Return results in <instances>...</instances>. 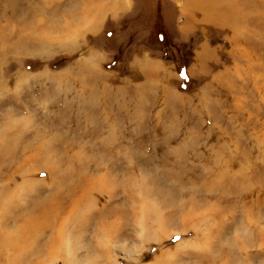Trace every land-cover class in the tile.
Instances as JSON below:
<instances>
[{"label": "rangeland", "instance_id": "obj_1", "mask_svg": "<svg viewBox=\"0 0 264 264\" xmlns=\"http://www.w3.org/2000/svg\"><path fill=\"white\" fill-rule=\"evenodd\" d=\"M85 1L0 0V264H264V0Z\"/></svg>", "mask_w": 264, "mask_h": 264}, {"label": "bare ground", "instance_id": "obj_2", "mask_svg": "<svg viewBox=\"0 0 264 264\" xmlns=\"http://www.w3.org/2000/svg\"><path fill=\"white\" fill-rule=\"evenodd\" d=\"M223 1V0H222ZM227 0H224V2H226ZM236 1V0H235ZM223 2V3H224ZM231 2V1H230ZM229 3V2H228ZM234 4V5H233ZM233 4H231L232 6H235V3H233ZM234 8V7H233ZM233 10V9H232ZM239 10V8H234V10H233V16L234 15H238V17L237 18H234V19H236V20H238V21H240V23H241V21L242 20H240L241 19V17L242 16H245V17H247V19H248V16H246V15H244V14H238V11ZM238 11V12H237ZM241 11V10H240ZM237 12V13H236ZM29 19V18H28ZM247 19H243V21L242 22H246V20ZM67 20V19H66ZM92 21V20H91ZM67 22V21H66ZM70 22V21H69ZM74 22H76V21H74ZM72 23V22H71ZM40 24V23H39ZM66 26V25H65ZM87 26V25H86ZM75 29V28H74ZM31 30V29H30ZM44 30V29H43ZM42 30V31H43ZM49 30V29H48ZM51 30V29H50ZM73 30V29H72ZM41 31V32H42ZM64 31V30H63ZM67 31H69V30H67ZM71 31V30H70ZM48 32V31H47ZM31 32L29 31V34H30ZM35 33V32H34ZM44 33H45V31H44ZM65 33V32H64ZM78 33V32H77ZM33 34V33H32ZM43 34V33H42ZM1 35V34H0ZM34 35V34H33ZM39 35H40V33H39ZM65 35V34H64ZM36 36V35H35ZM52 36V35H51ZM75 36H77V35H75ZM44 37V36H43ZM42 37V38H43ZM17 38V37H16ZM39 38V37H38ZM46 38V37H45ZM48 38V37H47ZM40 39V38H39ZM67 39V38H66ZM49 39H47V41H48ZM64 40V39H63ZM3 41V40H2ZM1 41V39H0V45L3 43ZM46 41V42H47ZM50 41H52V38H51V40ZM45 42V41H44ZM45 42V43H46ZM54 42V41H53ZM35 44H36V42H34ZM50 44H52L51 42H50ZM60 44H62V43H60ZM42 44H40V46H41ZM12 46V45H11ZM43 46V45H42ZM45 47V46H44ZM35 48V47H34ZM39 48V47H38ZM41 48V47H40ZM14 49V48H13ZM19 49V48H18ZM35 49H37V47L35 48ZM8 50H10L9 48H7L6 47V49L5 48H1V46H0V53H1V55H2V53L3 52H6V51H8ZM32 50V49H31ZM28 51H30V50H28ZM21 52V51H20ZM32 52V51H31ZM34 52H36V50L34 51ZM30 53V52H29ZM38 148H41V147H38ZM32 156H34V155H32ZM31 155L29 156V157H27V158H31L32 157ZM51 168H53V167H51ZM56 168V167H55ZM52 170V169H51ZM55 173V172H54ZM27 175V174H26ZM25 177H27V176H25ZM22 178H23V176H22ZM28 178V177H27ZM26 178V179H27ZM24 179V178H23ZM25 179V180H26ZM20 180V179H19ZM22 180V179H21ZM55 180V179H54ZM58 181H59V178H58ZM83 181V180H82ZM19 182V181H18ZM17 182V183H18ZM26 182V181H25ZM28 182V181H27ZM81 182V181H80ZM15 183V182H14ZM51 183H53V182H51ZM81 183H83V182H81ZM16 184V183H15ZM18 185V184H17ZM26 185V184H25ZM54 185V184H53ZM79 185V184H78ZM7 187H8V184H7ZM5 187V188H1V191L2 190H4V192H2L1 194H0V210L1 209H4V208H6V207H9V205H11V201H9V198H8V195L10 196V193L13 191H11L10 192V187ZM20 187H23V186H20ZM79 187V186H78ZM77 187V188H78ZM7 188V189H6ZM16 188H17V186H16ZM20 190V189H19ZM23 190V189H22ZM84 190V189H83ZM15 191V190H14ZM75 191H76V189H75ZM10 192V193H9ZM16 193V192H15ZM22 193H24V192H22ZM13 194V193H12ZM11 194V195H12ZM91 194V193H90ZM30 195V194H29ZM63 195V194H62ZM68 195V194H67ZM27 196H28V194H27ZM32 196V195H31ZM84 196V195H83ZM86 196V195H85ZM84 196V197H85ZM90 195H87V197H89ZM7 197V198H6ZM11 197V196H10ZM14 197V196H13ZM19 197H21V196H19ZM73 197V196H72ZM4 198H6L5 200H4ZM29 198V197H28ZM27 198V199H28ZM58 198V197H57ZM74 198V197H73ZM23 199V198H22ZM49 200H51L50 198H48ZM76 199V198H75ZM79 199V198H78ZM78 199H76V200H78ZM83 199V198H82ZM87 199H90V198H87ZM43 200V199H42ZM81 200V199H80ZM20 201H21V199H20ZM58 201V200H57ZM72 202H73V200H72ZM82 202V201H81ZM13 203V202H12ZM28 203H30V202H28ZM54 203V202H53ZM78 203V202H77ZM76 203V204H77ZM85 203H86V201H85ZM84 203V204H85ZM27 204V203H26ZM74 204H75V202H74ZM74 204H72V205H74ZM33 205V204H32ZM54 206H55V203L53 204ZM77 205H79V204H77ZM76 205V206H77ZM18 206V205H17ZM26 206V205H25ZM71 206V205H70ZM75 206V205H74ZM84 206V205H83ZM88 206V205H87ZM87 206H86V208H87ZM29 207V206H28ZM31 207V206H30ZM29 207V208H30ZM59 207V206H58ZM72 207V206H71ZM82 206H80V208H81ZM27 208V207H26ZM61 208V207H60ZM85 209V208H84ZM26 209H24V211H25ZM32 210V209H31ZM69 210V209H68ZM70 210H72V209H70ZM69 210V211H70ZM23 211V212H24ZM28 211H30V209L28 210ZM27 211V213H29ZM36 211V210H35ZM68 211V212H69ZM31 212V211H30ZM37 212V211H36ZM58 211H56V213H57ZM73 212V211H72ZM75 213H76V211H75ZM90 213H91V211H90ZM25 214V213H24ZM18 215V214H17ZM17 215H15V216H17ZM26 215V214H25ZM42 215V214H41ZM74 215V214H73ZM15 216H14V218H15ZM29 216V215H28ZM36 217V216H35ZM38 217V216H37ZM47 217V216H46ZM79 217V216H78ZM34 218V217H33ZM28 219H32V218H30V217H26L24 220L22 219V218H18V220H14V225L13 226H15L16 225V227H18L19 228V234H17V236H18V238L19 237H22V239H25L26 237L25 236H27L26 234L27 233H22V232H24L27 228H25L26 226L28 227V226H30L29 224H31V223H33L34 225H35V223L34 222H36V221H32L31 223H29L28 221L26 222V223H22L21 225L20 224H18V222H25L26 220H28ZM37 219V218H36ZM81 219V218H80ZM83 219V218H82ZM42 220V219H41ZM68 220H70V219H68ZM37 221H39V220H37ZM48 222V221H47ZM7 221H5L4 219H0V248L2 247V248H5L6 247V245H8L10 248H11V250L13 251V252H18V251H20V250H22L20 247H19V245H17L18 244V239L17 240H15V242L13 241V238L12 237H10L11 236V231H13L12 229H14V228H11L9 225H11L10 224V222H8L7 224ZM46 223V222H45ZM13 224V223H12ZM38 224V223H37ZM49 224V223H48ZM39 225V224H38ZM45 225V224H44ZM1 226H4V228H2ZM12 226V227H13ZM42 226V225H41ZM15 227V228H16ZM43 227V226H42ZM34 228V227H33ZM22 229H25V230H22ZM42 229H44V228H42ZM104 229V228H103ZM102 229V230H103ZM18 230V229H17ZM104 230H106V229H104ZM15 231V230H14ZM36 231H38V230H36ZM40 231V230H39ZM44 230H42V232H43ZM26 232H28L27 230H26ZM34 232V231H33ZM105 232V231H104ZM24 234V235H23ZM31 234V233H30ZM39 234V233H38ZM33 236L34 235H32V237L31 238H33ZM39 236V235H38ZM106 236V235H105ZM40 237V236H39ZM42 237V236H41ZM41 237H40V239H41ZM58 238V237H57ZM30 239V238H29ZM28 240V239H27ZM26 240V241H27ZM31 240H33V239H31ZM25 240H23V242H24ZM38 241H39V239H38ZM21 242V241H20ZM15 243V244H14ZM26 244V243H25ZM24 245V244H23ZM51 249V248H50ZM33 251L34 252H36L34 249H33ZM32 251V252H33ZM41 251V250H40ZM39 251V254H42V251L40 252ZM26 252H28V251H26ZM16 254V253H15ZM22 254V253H21ZM31 254V253H30ZM35 254V253H34ZM34 254H33V256H34ZM31 256V255H30ZM29 256V257H30ZM37 256V255H36ZM17 257V256H16ZM14 259H16V258H14ZM18 259V258H17ZM16 259V260H17ZM15 260V261H16ZM18 261V260H17ZM27 261H29V260H27ZM15 263H17V262H15ZM29 264V263H28Z\"/></svg>", "mask_w": 264, "mask_h": 264}, {"label": "trees", "instance_id": "obj_3", "mask_svg": "<svg viewBox=\"0 0 264 264\" xmlns=\"http://www.w3.org/2000/svg\"><path fill=\"white\" fill-rule=\"evenodd\" d=\"M135 1H138V0H135ZM157 0H155L156 2ZM157 8H158V11L155 12L158 14V16L161 18V15L158 13L160 12V8L163 6V4H167V2L165 0H159L157 1ZM163 9V7H162ZM159 17H156V24L159 22V20H161ZM167 20H161V25L160 27L158 28H161L163 30L161 31H157L156 33L152 34V30L150 29V31L146 30V37L143 39L141 45L142 46H146V48H155L157 46H169L171 45L170 43V39H171V36H170V27H169V24L166 23ZM105 36L108 37H111L114 35L115 31L114 29L112 28V26L107 29V31H105ZM131 36H133V34H131ZM134 37L131 38V40L133 39ZM170 38V39H169ZM131 56V53H127V54H124L123 55V62L128 59L129 57ZM119 60H113V62L116 64L118 63Z\"/></svg>", "mask_w": 264, "mask_h": 264}, {"label": "crops", "instance_id": "obj_4", "mask_svg": "<svg viewBox=\"0 0 264 264\" xmlns=\"http://www.w3.org/2000/svg\"><path fill=\"white\" fill-rule=\"evenodd\" d=\"M110 1H112V2H108V1H101V3L100 2H94L93 0H88V1H85V5H88V4H98V5H103V6H112V5H114V4H116V5H118L117 6V8H119V6H126L127 4H129V0H110ZM87 3V4H86ZM115 10V9H114ZM113 10V11H114ZM116 12H118V11H116ZM104 13L105 12H103L102 14H99L98 16V19L99 18H101V16H103L104 15ZM103 18H104V16H103Z\"/></svg>", "mask_w": 264, "mask_h": 264}, {"label": "snow or ice", "instance_id": "obj_5", "mask_svg": "<svg viewBox=\"0 0 264 264\" xmlns=\"http://www.w3.org/2000/svg\"><path fill=\"white\" fill-rule=\"evenodd\" d=\"M178 239V238H177Z\"/></svg>", "mask_w": 264, "mask_h": 264}]
</instances>
